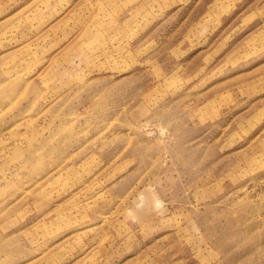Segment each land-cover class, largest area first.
Wrapping results in <instances>:
<instances>
[{"label":"rangeland","instance_id":"1","mask_svg":"<svg viewBox=\"0 0 264 264\" xmlns=\"http://www.w3.org/2000/svg\"><path fill=\"white\" fill-rule=\"evenodd\" d=\"M0 264H264V0H0Z\"/></svg>","mask_w":264,"mask_h":264}]
</instances>
